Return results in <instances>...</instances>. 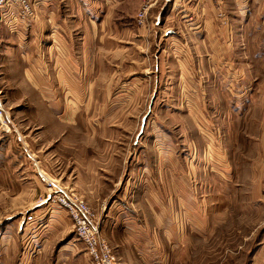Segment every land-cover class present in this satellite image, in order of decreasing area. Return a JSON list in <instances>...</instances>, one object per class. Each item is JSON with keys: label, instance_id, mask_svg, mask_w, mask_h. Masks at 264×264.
Instances as JSON below:
<instances>
[{"label": "rangeland", "instance_id": "rangeland-1", "mask_svg": "<svg viewBox=\"0 0 264 264\" xmlns=\"http://www.w3.org/2000/svg\"><path fill=\"white\" fill-rule=\"evenodd\" d=\"M165 1L151 8L162 9L164 18L171 3ZM136 24L149 25L140 24L138 16ZM7 39L0 43V109L17 131L0 130V264H91L68 213L48 201L38 171L95 211L120 264H264V167L256 147L246 146L252 160H245L235 138L226 145V134L210 123L211 101L190 99L178 106L173 95L162 91L158 96L162 85L153 70L155 56L168 65L174 56L183 60L188 48L183 54L170 50L166 57L160 45L157 50L153 45L143 52L145 57L152 53L144 73L128 74L122 62L111 83V73L104 70L116 60L101 63L98 70L104 74L96 75L100 82L91 94L113 98L116 80L120 93L134 82V103L113 109L110 100L83 109L78 124L62 137L68 140L57 144L67 156H56L53 164L50 144L30 151L22 119L37 111L19 102L12 88L16 79L11 77L18 73L9 72L10 62L1 54ZM193 55L196 59H190L197 62ZM211 68L212 75L239 73L235 61L230 68ZM154 95L153 108L144 117ZM29 215L35 222H26Z\"/></svg>", "mask_w": 264, "mask_h": 264}, {"label": "crops", "instance_id": "crops-1", "mask_svg": "<svg viewBox=\"0 0 264 264\" xmlns=\"http://www.w3.org/2000/svg\"><path fill=\"white\" fill-rule=\"evenodd\" d=\"M142 1L42 0L29 28L17 34L0 29V43L8 37L1 51L3 60L10 62L9 72L18 73L17 78L11 77L16 79L12 88L17 89L19 102L37 111L22 119L30 151L50 144L51 162L56 164V156H67L57 144L68 140L62 137L78 124L83 109L105 106L110 100L113 109L122 102L133 104L134 82H128L125 93H120L123 89L116 80L113 98L93 96L91 91L96 92L100 82L96 75L110 72L107 83L114 82L122 62L128 74L144 73L152 53L146 58L143 52L160 45L163 56L170 50L173 54L189 50L184 51L183 60L174 56L170 68L161 56H155L153 70L160 74L162 85L158 96L162 91L173 95L178 106L190 99L211 101L210 123L226 134V145L230 147L235 138L234 146L243 147L245 160H252L246 156L250 154L246 146L254 145L264 167V0H166L171 2L166 17L162 9H151L148 28L136 24ZM194 53L198 63L190 59ZM109 59L116 60V65L102 73L98 67ZM231 61L237 62L239 73L210 74L212 65L230 68ZM190 66L194 68L191 72ZM154 97L144 117L153 108ZM38 104L48 107L38 108ZM25 135L18 136L23 143Z\"/></svg>", "mask_w": 264, "mask_h": 264}, {"label": "built area", "instance_id": "built-area-1", "mask_svg": "<svg viewBox=\"0 0 264 264\" xmlns=\"http://www.w3.org/2000/svg\"><path fill=\"white\" fill-rule=\"evenodd\" d=\"M161 1L143 0L137 14L138 22L144 25L151 8ZM41 3L42 0H0V29L4 28L10 34H17L23 29L29 28L34 22L36 8ZM8 120L4 109H0V130L4 134L11 135L17 130L10 128ZM38 179L47 191L48 201L68 213L74 225L75 234L84 245L91 264H120L109 241L102 236L95 211L89 207L86 201L42 171H38ZM26 222H35V217L29 215L26 217Z\"/></svg>", "mask_w": 264, "mask_h": 264}]
</instances>
